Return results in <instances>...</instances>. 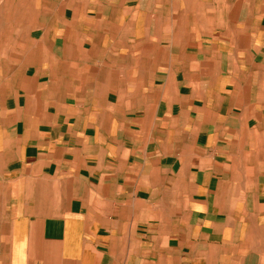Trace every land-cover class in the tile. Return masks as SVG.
<instances>
[{
    "label": "crops",
    "instance_id": "obj_1",
    "mask_svg": "<svg viewBox=\"0 0 264 264\" xmlns=\"http://www.w3.org/2000/svg\"><path fill=\"white\" fill-rule=\"evenodd\" d=\"M0 0V264H264V0Z\"/></svg>",
    "mask_w": 264,
    "mask_h": 264
},
{
    "label": "rangeland",
    "instance_id": "obj_2",
    "mask_svg": "<svg viewBox=\"0 0 264 264\" xmlns=\"http://www.w3.org/2000/svg\"><path fill=\"white\" fill-rule=\"evenodd\" d=\"M21 2H22V0H20ZM26 2H29L30 4H28L29 5V7L31 6V4H32V0H26Z\"/></svg>",
    "mask_w": 264,
    "mask_h": 264
}]
</instances>
